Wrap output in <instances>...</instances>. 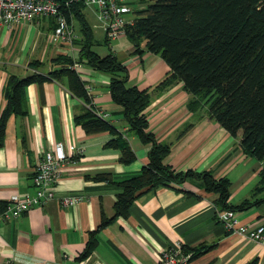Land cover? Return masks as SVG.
Listing matches in <instances>:
<instances>
[{"label":"crops","instance_id":"obj_1","mask_svg":"<svg viewBox=\"0 0 264 264\" xmlns=\"http://www.w3.org/2000/svg\"><path fill=\"white\" fill-rule=\"evenodd\" d=\"M148 1L125 0L134 11L143 9ZM82 15L93 35L90 50L98 57L112 53L128 71L127 85L148 90L150 104L143 111L148 129L158 142L171 144L163 163L176 172H207L216 180L227 179L230 205L257 202L237 213L239 224L264 225V190L255 191L262 163L243 152L241 133L231 136L204 113L190 112V96L182 82L164 91L156 89L169 72L160 56L146 52L144 44L141 54L136 53L126 35L107 43L95 6H84ZM69 22L81 40L80 22L76 18ZM54 28L55 19L51 17L10 29L0 26V113L6 104L3 89L10 75L29 76L34 71L28 65L34 61L41 64L38 72L47 75L61 67L54 60L66 56L78 64L74 71L88 91L92 111L110 123L116 133L84 132L75 118L87 112L88 104L70 92L65 80H47L25 88L27 114L8 118L0 148V210L15 194L35 193L32 177L36 165L57 143L73 144L83 153L62 170L55 185L56 199L77 195L85 200L73 207H62L55 200L2 223L0 264H155L157 252L175 242H180L192 258L194 250L202 251L190 264H248L253 260L264 264V242L226 232L215 220V212L220 210L215 204L217 196L207 193L202 182L194 178L180 186L139 194L128 217L103 228L93 252L84 260L78 259L102 215L107 219L113 216L119 192L115 186L91 178L108 174L114 182H121L134 177L148 163L149 146L129 132L122 108L112 102L111 76L92 69L85 59L78 62L80 45L52 40ZM95 30L102 40L95 39ZM100 46L106 51L97 52L103 48ZM189 123L193 126L177 141L178 132ZM118 135L128 141L135 154L130 165L119 163L120 151L107 146Z\"/></svg>","mask_w":264,"mask_h":264},{"label":"trees","instance_id":"obj_2","mask_svg":"<svg viewBox=\"0 0 264 264\" xmlns=\"http://www.w3.org/2000/svg\"><path fill=\"white\" fill-rule=\"evenodd\" d=\"M62 13L80 22L82 39L79 60H86L94 70L111 76L109 92L114 104L122 108L129 132L141 144L148 145V163L137 175L121 182H114L108 174L91 178L104 181L118 189L110 219L102 215L100 225L91 233L79 260L86 259L97 246V235L119 218H127L129 209L139 194L158 188L180 186L188 178L202 182L207 193L217 196L215 204L220 210L236 213L250 209L257 202L243 201L240 205L228 203L230 183L227 179H214L210 173L193 171L176 172L163 160L170 153L171 144L158 142L148 129L143 111L150 104L148 90L127 85L128 71L113 56L98 57L90 47L93 35L85 22L84 4L69 0H56ZM142 1V0H141ZM134 24L126 26L125 35L135 52L140 47L148 53L159 55L169 67L167 76L156 89L164 91L182 82L190 96L187 109L193 114L204 113L218 123L231 136L241 133V147L245 154L262 163L260 183L255 191L264 190V0H149L141 10H133ZM56 25V24H55ZM55 29V28H54ZM53 29V30H54ZM108 43V41L105 39ZM60 69L47 75L38 72L41 64L31 62L29 76L10 75L3 89L6 101L0 113V148L3 146L7 120L10 116L27 114L25 88L47 80H65L70 92L82 99L88 110L75 118L86 134L109 131L113 126L97 116L91 109L87 90L70 67V57L54 60ZM193 124H186L177 134L181 139ZM109 148L120 151L119 163L130 165L136 159L128 141L121 135L107 143ZM202 251L194 250L193 258ZM191 258V259H193ZM248 264H257L253 260Z\"/></svg>","mask_w":264,"mask_h":264},{"label":"built area","instance_id":"obj_3","mask_svg":"<svg viewBox=\"0 0 264 264\" xmlns=\"http://www.w3.org/2000/svg\"><path fill=\"white\" fill-rule=\"evenodd\" d=\"M74 1L97 8L105 39L109 42L125 35L126 26L134 24L133 9L125 0H69L66 6ZM43 17L55 19V29L50 36L52 40L71 45L77 39L74 26L62 13L61 5L56 0H0L2 27L10 29L14 25L30 24ZM77 67L78 64L74 63L70 68L75 70ZM82 153L83 150L73 144L64 146L61 143L55 144L51 150L45 152L38 161L32 177L35 193L32 196L17 194L11 196L0 210V225L19 218L32 208L43 207L55 200L62 207H73L84 201V197L77 195H67L59 199L55 196V185L62 170L68 163L80 158ZM215 220L230 234L255 243L264 242V225L255 227L240 225L237 213L232 210H216ZM191 258L192 254L185 252L180 242H175L172 246L157 252L155 264H190Z\"/></svg>","mask_w":264,"mask_h":264},{"label":"rangeland","instance_id":"obj_4","mask_svg":"<svg viewBox=\"0 0 264 264\" xmlns=\"http://www.w3.org/2000/svg\"><path fill=\"white\" fill-rule=\"evenodd\" d=\"M89 10L90 9H88L87 10V12H89ZM90 17V16H89ZM131 17V15L130 16H128V18H130ZM88 21H89V24L90 25H93V23H94V21L92 20V19H88ZM98 24H100L99 22H98ZM75 26L77 27V33H79V27H78V24H75ZM76 34V33H75ZM80 34V33H79ZM76 36H77V34H76ZM79 37V36H78ZM94 37H95V39H97V40H102V36H101V34L99 33V32H97V30H95V33H94ZM100 47H103V48H101V49H97V52H100V53H102L103 51H106V47L104 48V46H100ZM22 75V74H21ZM21 75H19V76H21ZM263 196H264V193H263ZM215 215H216V212H215Z\"/></svg>","mask_w":264,"mask_h":264}]
</instances>
